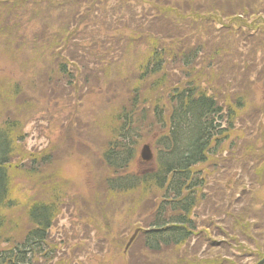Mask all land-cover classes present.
I'll return each instance as SVG.
<instances>
[{
    "label": "trees",
    "instance_id": "1",
    "mask_svg": "<svg viewBox=\"0 0 264 264\" xmlns=\"http://www.w3.org/2000/svg\"><path fill=\"white\" fill-rule=\"evenodd\" d=\"M233 8L235 14L223 22L228 17L223 12ZM242 18L264 20V0H0V51L24 72L43 69L68 88L77 86L73 80L78 73H89L95 80L101 76L103 86L97 83L94 92L100 97L105 91L118 98L127 82L128 96L112 117L116 127L101 161L108 171L104 179L108 192L131 196L151 190L158 194L149 224L139 234L150 253L179 250L189 243L197 229L196 209L209 197L207 191L203 193L205 177L196 169L210 158L216 162L228 142L232 148L236 140L247 137L241 133L232 139L246 103L237 98L229 104L231 97L223 98L231 85L215 84L216 78L223 82V70L216 65L215 71L214 55L211 62L205 61L202 43L203 37H212L210 30L216 23L222 27L229 23V31L249 30L252 25ZM254 30L264 33L261 27ZM261 43L255 50L264 54ZM211 73L217 75L213 78ZM261 84L260 78L250 85ZM5 91L17 97L21 88L12 84ZM23 128L10 118L0 122V264H42L55 255L50 231L59 213L57 196L35 197L24 210L23 228L8 237L12 220L5 213L17 205L11 170L26 140ZM256 137L259 140L260 135ZM145 141L151 142L154 151L152 169L131 172ZM258 153L264 155V138ZM31 161L30 174L35 175L52 158ZM223 186L231 194L235 180ZM242 195L222 210L226 216L220 225L227 228L221 238L231 246L237 233L254 239L252 227L264 232V181L243 189ZM247 216H252V223ZM179 264L194 263L181 259Z\"/></svg>",
    "mask_w": 264,
    "mask_h": 264
},
{
    "label": "rangeland",
    "instance_id": "2",
    "mask_svg": "<svg viewBox=\"0 0 264 264\" xmlns=\"http://www.w3.org/2000/svg\"><path fill=\"white\" fill-rule=\"evenodd\" d=\"M235 10L224 11L223 15L228 17H224L223 22L234 15ZM136 14L140 19V8ZM242 19L252 25L249 30L229 31V23L225 27L216 23L210 30L212 37H203L202 43L205 61L211 62L214 55L215 71L216 65L223 70V82L216 78L215 84L231 85L232 90L223 98L231 97L229 104L235 103L237 98L246 103L232 139L241 133L247 137L236 140L232 148L228 142L216 162L210 158L207 164L196 169L207 182L203 193L209 194L199 203L193 217L196 233L184 248L161 254L148 252L139 237L126 251L134 233L149 224L154 210L152 202L158 194L147 190L118 196L108 192L104 182L108 171L101 161V152L110 139L111 130L116 127L114 113L128 96L127 82L121 86L118 98L117 94L105 91L100 97V93L95 95V90L98 84L103 86L105 80L101 76L95 80L89 73H78L73 80L77 86L68 88L64 82L58 84L57 78L48 76L43 69L34 74L24 72L3 50L0 51L3 53L0 59V122L6 118L19 121L26 137L17 153L20 157L14 159L11 170L12 197L17 205L5 213L12 220L8 237L23 228L24 210L37 200L35 197L44 200L57 196L59 213L50 231L55 255L42 264H179L181 259L192 260L194 264H209L210 261L218 264L222 260H225L223 264H257L264 258V232L255 227L250 230L254 239L237 233L236 242L231 246L221 238L222 231L227 228L220 225L226 216V213L222 215V210L241 199L243 189L250 190L264 181V155L258 153L264 138V78L261 76L264 54L255 50L256 44H264V33L261 35L259 30H254L264 29V20ZM216 50H219L217 54ZM133 62L134 59L130 60L129 65ZM215 74L211 73V77ZM260 78V86L250 85ZM84 83L88 85L86 89H83ZM12 84L21 88L17 97L5 91ZM144 145H151V142L141 144L131 172L146 173L152 169L151 164L146 166L140 158ZM45 156L52 158L51 164L41 166L38 174H30L31 160L41 163ZM231 178L236 187L228 194L223 184ZM246 218L252 223V216Z\"/></svg>",
    "mask_w": 264,
    "mask_h": 264
},
{
    "label": "water",
    "instance_id": "3",
    "mask_svg": "<svg viewBox=\"0 0 264 264\" xmlns=\"http://www.w3.org/2000/svg\"><path fill=\"white\" fill-rule=\"evenodd\" d=\"M141 158L146 161V162H151L152 161V153H151V150H150V147L149 146H144L142 148V151H141ZM138 231L135 232V235L133 236V238L130 240V243L129 245L131 244V242L134 240L135 236L137 235ZM128 245V246H129ZM257 264H264V258L259 261Z\"/></svg>",
    "mask_w": 264,
    "mask_h": 264
}]
</instances>
